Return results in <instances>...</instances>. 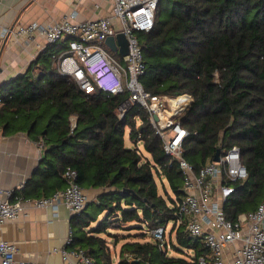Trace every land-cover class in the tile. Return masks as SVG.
Masks as SVG:
<instances>
[{"label": "trees", "instance_id": "obj_1", "mask_svg": "<svg viewBox=\"0 0 264 264\" xmlns=\"http://www.w3.org/2000/svg\"><path fill=\"white\" fill-rule=\"evenodd\" d=\"M139 38L144 88L156 95L193 96L178 118L190 131L185 158L200 169L218 148L239 146L248 176L236 183L224 208L233 220L256 209L264 199V0H160L155 26ZM65 47L49 43L25 72L0 82L2 133L26 132L43 143L39 166L13 199L52 195L66 186L63 173L73 167L84 188H107L70 219L71 245L85 249L94 264H199L207 249L184 224L174 226L165 241L145 239L148 228L176 218L184 195L180 167L169 162L148 109L135 103L120 117L128 92L87 93L61 75L54 55ZM127 129L150 156L126 146ZM130 222L141 233L123 243L115 263L107 236L119 238L111 226Z\"/></svg>", "mask_w": 264, "mask_h": 264}, {"label": "built area", "instance_id": "obj_2", "mask_svg": "<svg viewBox=\"0 0 264 264\" xmlns=\"http://www.w3.org/2000/svg\"><path fill=\"white\" fill-rule=\"evenodd\" d=\"M82 1L74 0L73 10L57 21H32L1 28L0 43L9 37L26 42L42 37L47 44L66 41V47L54 55L55 66L61 75L72 79L87 93L95 90L108 95L128 92L127 99L119 107L120 117L135 103L148 109L156 133L171 157L169 162L172 164L176 160L180 167L184 190L176 205V218L147 229L153 240L165 241L174 226L184 224L188 235L201 240L207 249L199 255V264H264V199L256 209L241 212L234 220L227 216L224 208V203L237 191L236 183L243 182L248 176L240 147L234 145L223 149L219 161L209 159L200 169L195 168L184 156L183 142L190 131L178 119L193 102V96L189 93L177 97L152 94L141 82L146 61L139 34L155 26L160 0H107L110 3L108 16L79 20L78 7ZM119 33H124L128 40V53L124 56L120 54L118 41L117 51L106 44L108 37ZM178 100L183 102L173 108ZM71 119L74 129L77 121L75 117ZM2 134L0 130V137ZM135 147L141 149L138 144ZM63 177L66 186L50 196L27 198L19 194L13 199L16 189L0 186V231L7 221L19 218L28 205L41 209L51 207L55 218L60 216L61 206L72 215L84 209L89 198L77 181V170L68 167ZM24 185L25 182L19 185L18 190L21 191ZM73 240L69 222L62 248L63 264H94L85 249L71 245ZM18 253L16 243L0 237V264H48L30 261Z\"/></svg>", "mask_w": 264, "mask_h": 264}, {"label": "crops", "instance_id": "obj_3", "mask_svg": "<svg viewBox=\"0 0 264 264\" xmlns=\"http://www.w3.org/2000/svg\"><path fill=\"white\" fill-rule=\"evenodd\" d=\"M74 4V0L0 1V29L32 21L42 23L57 21L71 12ZM97 4H99L98 7H96ZM78 9L77 19L79 20L100 18L110 14V3L107 0H83ZM62 43L66 44V41ZM47 45L42 37L34 42L14 41L11 37L5 39L0 43V80L11 81L25 72L33 58L38 57L43 51L42 48ZM42 151L43 143L33 141L26 132L2 134L0 137V186L18 190L19 185L26 182L39 166ZM85 190L89 201H93L97 200L107 188L90 187ZM71 217L72 214L65 206H61L60 216L55 218L51 207L41 209L28 205L19 218L9 220L2 226L0 237L16 243L20 257L48 264H63L62 248L65 246ZM140 233V230L123 231L120 232L119 238H108L115 263L120 261L123 243ZM125 234L127 236L133 234V236L123 238ZM145 239H152L149 233ZM171 250L169 253L175 254Z\"/></svg>", "mask_w": 264, "mask_h": 264}, {"label": "rangeland", "instance_id": "obj_4", "mask_svg": "<svg viewBox=\"0 0 264 264\" xmlns=\"http://www.w3.org/2000/svg\"><path fill=\"white\" fill-rule=\"evenodd\" d=\"M117 56H119V55H117ZM35 59V57L33 58V60ZM129 129H127V131H126V135H125V143H126V145L128 146V147H135L137 144H138V146L144 151V153L146 154V155H149V153L148 152H146L144 149H143V142L141 141V140H139V142L138 143H135V141H133L130 137H129ZM150 156V155H149ZM134 222H130V223H126V224H123V226H118V225H115V226H111V228H110V231H112L113 233H115V234H118V236H120V232H123V231H125V232H128V231H130V232H136V231H138V230H133L132 229V227L131 226H129L130 224H133ZM171 222L169 223V225H168V229L171 227ZM124 226H128L126 229H124V228H122V227H124ZM128 229V230H127ZM104 236H107L106 234H104ZM109 239H110V236H107ZM184 248V251L185 252H188L189 254H194V252H193V250H190V251H188V248H186V247H183ZM172 251V250H171ZM174 253H176L175 251H174Z\"/></svg>", "mask_w": 264, "mask_h": 264}, {"label": "water", "instance_id": "obj_5", "mask_svg": "<svg viewBox=\"0 0 264 264\" xmlns=\"http://www.w3.org/2000/svg\"><path fill=\"white\" fill-rule=\"evenodd\" d=\"M118 43L121 45L120 54L122 56L128 53V40L124 33H119L117 36H110L106 39V44L114 51L118 49ZM156 120H158V116H154ZM222 148H218L217 152L214 155L213 160L219 161L221 155Z\"/></svg>", "mask_w": 264, "mask_h": 264}, {"label": "bare ground", "instance_id": "obj_6", "mask_svg": "<svg viewBox=\"0 0 264 264\" xmlns=\"http://www.w3.org/2000/svg\"><path fill=\"white\" fill-rule=\"evenodd\" d=\"M181 102H183V100H178L172 107L173 108L177 107V104H181Z\"/></svg>", "mask_w": 264, "mask_h": 264}]
</instances>
